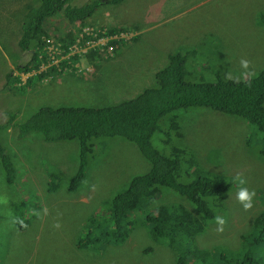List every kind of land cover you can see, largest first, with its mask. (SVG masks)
Masks as SVG:
<instances>
[{"label":"rangeland","instance_id":"1","mask_svg":"<svg viewBox=\"0 0 264 264\" xmlns=\"http://www.w3.org/2000/svg\"><path fill=\"white\" fill-rule=\"evenodd\" d=\"M72 1L78 5L89 0ZM37 4L38 0H0V137L16 149V178L11 185L6 184L0 169V264H174L175 253L153 242L144 224L135 225L125 242L104 249L94 244L89 249L77 247L88 217L99 213L101 202L149 168L134 143L120 137L97 138L86 180L70 191L78 164L76 142L45 141L34 135V139L16 143L19 123L44 104L103 107L133 98L156 86L155 73L177 51L187 52L185 80L190 82L256 75L264 67V25L259 22L264 18V0L108 2L86 19L88 33L95 34L94 26L112 25L126 31L109 33L110 39L97 38L101 46L98 59L88 57L87 52L94 48L89 41L72 43L67 51L53 41L54 35L67 29L74 37L82 34L78 21L68 22L58 14L44 24L51 36L44 37V47L55 44L51 63L57 71L23 88L8 74L20 76L21 82L26 79L16 68L29 64L31 52L19 48L17 41L24 13ZM176 11L181 13L174 15ZM114 49V57L102 60V53L113 55ZM73 55L77 56L74 61ZM242 59L248 61L247 67L241 65ZM64 60L68 63L60 68ZM178 113L183 128V138L176 142L183 147L178 180L188 182L198 172L233 178L217 214L224 223L210 221L197 235V245L210 249L211 241L227 239L222 246L230 249L262 209L258 199V191L264 189L261 132L240 118L205 107L178 109ZM186 143L195 150L194 155ZM190 164L192 172L186 175ZM41 169L56 176L55 190L48 189V180L38 177ZM238 177L244 185H236ZM241 187L254 193L248 209L236 199ZM160 198L175 201L165 194ZM19 212L27 223L22 228L10 221V215ZM147 247L152 250L146 252Z\"/></svg>","mask_w":264,"mask_h":264},{"label":"trees","instance_id":"2","mask_svg":"<svg viewBox=\"0 0 264 264\" xmlns=\"http://www.w3.org/2000/svg\"><path fill=\"white\" fill-rule=\"evenodd\" d=\"M122 1L89 0L77 5L72 0H38V4L28 8L22 17L24 21L21 22L17 45L31 52V58L29 64L18 65L17 69L31 72L47 61L44 37L50 39L51 36L44 24L48 18L59 14L68 22L78 21L81 31L87 27L86 19L98 6ZM259 22L264 25V18L261 17ZM103 27L94 26V35L83 31L80 42L98 40L125 29L112 25L102 32ZM76 37L67 29L52 38L63 51H67ZM100 47L96 44L91 48L87 52L88 57L101 58L98 53ZM116 49L113 55L102 53V60L114 57ZM75 57L70 58L74 61ZM186 57L187 52L169 54V64L155 73L156 86L147 87L135 97L116 104L103 107L44 104L20 122L14 141L34 139V135L45 141H75L78 164L69 182L70 191L86 180V169L97 138L120 137L132 142L149 163L145 172L132 176L127 186L101 202L98 214L88 217L84 232L77 240L78 248L89 249L94 244L104 249L122 243L135 225L144 224L155 242H161L175 253L174 264H264V189L258 191L262 209L251 218L248 228L240 232L238 243H233L230 249L224 248L222 244L227 239H222L211 241L210 249L199 247L196 237L218 217L223 195L233 185V178L226 174L198 172L188 182L179 181L183 147L176 145L183 138L178 109L194 107H205L240 118L254 125L264 141V67L256 75L245 78L218 77L215 81L190 82L185 80ZM67 63L66 60L61 62L60 68L66 67ZM56 71L57 66L51 65L47 71L29 76L20 85H32ZM16 79L19 81V77ZM187 131L185 126L184 132ZM188 148L194 155L195 150L189 145ZM14 151L15 147L0 137V169L8 185L16 178ZM46 169H41L38 177L48 180V189L55 190L57 178ZM191 172L190 164L186 175ZM166 190L175 201L169 198L166 202L160 198ZM22 215L23 212L17 214L20 219ZM22 221L23 225L14 226L22 228L27 224L26 220Z\"/></svg>","mask_w":264,"mask_h":264},{"label":"clouds","instance_id":"3","mask_svg":"<svg viewBox=\"0 0 264 264\" xmlns=\"http://www.w3.org/2000/svg\"><path fill=\"white\" fill-rule=\"evenodd\" d=\"M87 28V31H86V29L85 28H82V32L83 31H86V32H88V27H86ZM123 31H126V30H121V31H119L120 33H125V32H123ZM81 32V31H80ZM76 37V36H75ZM81 37H82V34H81V36L80 37H78V35H77V38L75 39V43L76 44H82L81 42H80V40H81ZM101 38H104V39H110V36L108 35V36H102ZM85 42V41H84ZM83 42V43H84ZM89 42H91L92 43V45L95 47L96 46V44H99V42H98V40H95V39H90V41ZM55 50H56V47H55V44L54 43H51L49 46H47L46 47V51H47V54H48V59H47V61H43L42 63H40V65H39V67H38V69H36V70H32L31 72H25V71H21L23 74H25L26 75V77H24L23 75H22V79H27L29 76H31V75H34L35 73H37V72H43V71H47V69L52 65V61H51V58H53V56H54V54H55ZM247 64H248V61L247 60H241V65L242 66H244V67H247ZM56 66V65H55ZM17 69V68H16ZM18 70V69H17ZM20 71V70H19ZM51 74V73H50ZM8 76H9V79H12V81H16V82H19L20 84H22L25 80H23V82H21L20 81V79H21V77L20 76H18V75H15V76H13V75H11V73L10 74H8ZM45 76H47V74L45 75ZM45 76L42 78V79H40V80H43L44 78H45ZM50 76V75H49ZM17 77H19V81L16 79ZM20 87H22L21 85H20ZM25 87H27V86H23V88H25ZM13 120V119H12ZM20 124V123H19ZM238 179V183L239 184H236L237 186L238 185H242V184H244L245 183V181L242 179V178H237ZM236 185H234V186H236ZM231 187V186H230ZM229 190V189H228ZM237 190V189H236ZM163 194H165L166 196H168L167 195V193L166 192H163ZM253 195H254V193L253 192H250L247 188H244V187H241V188H239V191L236 193V199H237V201L238 202H240L241 203V205H242V207L244 208V209H248V208H250L251 206H252V197H253ZM6 199V198H5ZM44 212H45V214H47V209H44ZM141 213V212H140ZM139 213V214H140ZM136 216H137V214H136ZM216 220H217V223L218 224H220V225H222L223 223H224V221H223V219L222 218H220V217H217L216 218ZM10 221H11V223L12 224H21V225H23V221H22V219H20V217L19 216H17V215H15V214H11L10 215ZM56 227H58L59 225L57 224V225H55ZM128 238V237H127ZM126 238V239H127ZM126 241V240H125ZM124 241V242H125ZM152 241L153 242H155L153 239H152ZM156 243H161V242H156ZM146 252H148V251H151L152 250V247H147L146 249H144Z\"/></svg>","mask_w":264,"mask_h":264},{"label":"crops","instance_id":"4","mask_svg":"<svg viewBox=\"0 0 264 264\" xmlns=\"http://www.w3.org/2000/svg\"><path fill=\"white\" fill-rule=\"evenodd\" d=\"M189 7H191V6H189ZM179 13H181L180 11H176V12H174V15H177V14H179ZM143 32V30H141L140 32H139V34L140 33H142ZM131 35H132V33H131Z\"/></svg>","mask_w":264,"mask_h":264},{"label":"flooded vegetation","instance_id":"5","mask_svg":"<svg viewBox=\"0 0 264 264\" xmlns=\"http://www.w3.org/2000/svg\"><path fill=\"white\" fill-rule=\"evenodd\" d=\"M103 28H104V29L102 30V32L105 30L106 27H103ZM99 29H101V28L99 27Z\"/></svg>","mask_w":264,"mask_h":264},{"label":"built area","instance_id":"6","mask_svg":"<svg viewBox=\"0 0 264 264\" xmlns=\"http://www.w3.org/2000/svg\"><path fill=\"white\" fill-rule=\"evenodd\" d=\"M73 44H76V43H73Z\"/></svg>","mask_w":264,"mask_h":264},{"label":"water","instance_id":"7","mask_svg":"<svg viewBox=\"0 0 264 264\" xmlns=\"http://www.w3.org/2000/svg\"><path fill=\"white\" fill-rule=\"evenodd\" d=\"M86 30H87V28H86Z\"/></svg>","mask_w":264,"mask_h":264},{"label":"bare ground","instance_id":"8","mask_svg":"<svg viewBox=\"0 0 264 264\" xmlns=\"http://www.w3.org/2000/svg\"><path fill=\"white\" fill-rule=\"evenodd\" d=\"M64 62V61H63Z\"/></svg>","mask_w":264,"mask_h":264}]
</instances>
